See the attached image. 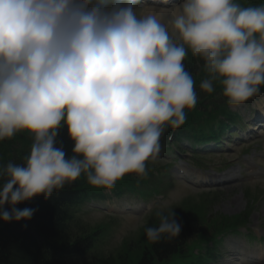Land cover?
<instances>
[{
	"label": "clouds",
	"instance_id": "9594fccd",
	"mask_svg": "<svg viewBox=\"0 0 264 264\" xmlns=\"http://www.w3.org/2000/svg\"><path fill=\"white\" fill-rule=\"evenodd\" d=\"M189 52L201 91L218 86L230 106L259 95L264 3L0 0V142L31 137L20 163L0 166V220L31 219L36 209L16 206L81 176L103 189L129 174L146 179L162 136L198 103ZM175 207L169 199L156 208L157 223L144 226L150 242L179 235Z\"/></svg>",
	"mask_w": 264,
	"mask_h": 264
},
{
	"label": "trees",
	"instance_id": "16d2710c",
	"mask_svg": "<svg viewBox=\"0 0 264 264\" xmlns=\"http://www.w3.org/2000/svg\"><path fill=\"white\" fill-rule=\"evenodd\" d=\"M195 60L189 55L186 57V70L192 72L196 68ZM58 139L68 153L72 141L67 131H62ZM85 179L81 176L64 189L54 191L48 199L40 195L18 204L16 207L20 209H36L31 219L0 220V264H82L79 255L86 252L88 241L76 234L68 224L67 199L68 190ZM177 222L182 225L179 235L172 240L150 242L149 251H145L135 264H156L177 250L194 231V225L188 217L177 216Z\"/></svg>",
	"mask_w": 264,
	"mask_h": 264
},
{
	"label": "rangeland",
	"instance_id": "374dc122",
	"mask_svg": "<svg viewBox=\"0 0 264 264\" xmlns=\"http://www.w3.org/2000/svg\"><path fill=\"white\" fill-rule=\"evenodd\" d=\"M188 55L193 58L190 52ZM188 189L194 192L190 193ZM198 190L201 189L199 188ZM198 190L191 186L177 184L176 188L171 191L166 200H174L176 208L173 211L176 218L177 216L187 217L206 213L210 208L216 214L232 215L243 211L247 206L241 194L244 186H237L231 189L225 188L218 192L195 193ZM97 219L99 218H87L86 221L92 222ZM143 223L144 221L140 223L132 222V225L126 228L124 232L126 235L122 242L118 244V247L113 250L110 256L102 257L96 264H135L145 251H149L151 244L145 236L143 228L145 225ZM134 225H137L135 230L133 229ZM249 225L252 229L261 230V228H264V200L254 207L250 215ZM226 256L231 258L230 253L226 254Z\"/></svg>",
	"mask_w": 264,
	"mask_h": 264
},
{
	"label": "bare ground",
	"instance_id": "6f19581e",
	"mask_svg": "<svg viewBox=\"0 0 264 264\" xmlns=\"http://www.w3.org/2000/svg\"><path fill=\"white\" fill-rule=\"evenodd\" d=\"M242 200V199H241ZM245 201V200H244Z\"/></svg>",
	"mask_w": 264,
	"mask_h": 264
}]
</instances>
